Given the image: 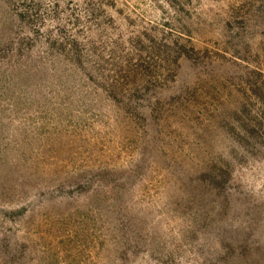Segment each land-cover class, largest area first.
Listing matches in <instances>:
<instances>
[{"label": "rangeland", "instance_id": "1", "mask_svg": "<svg viewBox=\"0 0 264 264\" xmlns=\"http://www.w3.org/2000/svg\"><path fill=\"white\" fill-rule=\"evenodd\" d=\"M0 264H264V0H0Z\"/></svg>", "mask_w": 264, "mask_h": 264}]
</instances>
